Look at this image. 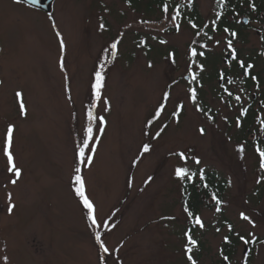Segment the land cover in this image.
Wrapping results in <instances>:
<instances>
[{
    "label": "rangeland",
    "instance_id": "374dc122",
    "mask_svg": "<svg viewBox=\"0 0 264 264\" xmlns=\"http://www.w3.org/2000/svg\"><path fill=\"white\" fill-rule=\"evenodd\" d=\"M121 1L56 0L50 15L0 0V264H192L189 256L196 264H264V168L257 151L264 150V96L244 85L246 71L225 81L217 76L244 69L241 62L261 75L264 15L260 21L247 15L252 23L245 26L239 18L233 37L214 29L218 0H190L211 22L199 29L167 5L148 11L142 2L135 10ZM89 110L106 125L90 122ZM248 110L258 115L253 131L243 134ZM89 123L91 167L78 159ZM9 126L21 171L14 185L3 154ZM78 166L99 228L76 194ZM178 167L188 170L184 180L175 175ZM205 172L226 180L227 190L220 208L210 200L212 209H201L200 227L182 200L185 183Z\"/></svg>",
    "mask_w": 264,
    "mask_h": 264
},
{
    "label": "trees",
    "instance_id": "16d2710c",
    "mask_svg": "<svg viewBox=\"0 0 264 264\" xmlns=\"http://www.w3.org/2000/svg\"><path fill=\"white\" fill-rule=\"evenodd\" d=\"M133 2V1H131ZM147 6V8H150L153 3H158L160 0H137V6L140 4H144ZM222 13H227L229 15H234L237 18L245 17L247 15H254L255 20L259 19V16L264 14V0H222L221 2ZM220 10V11H221ZM150 11V9H148ZM196 16H192V19L196 20ZM192 25H195L197 29L200 28L198 23H191ZM201 24V23H200ZM237 27H240V25L237 23ZM218 28L220 30L226 28L229 29L230 32H234L231 26V23H219ZM210 36V33H208V37ZM246 67V66H245ZM234 71V72H233ZM239 71L243 72L239 68L233 67L232 71L229 72H223L222 77H220L223 81H225L231 74L234 73V75H239ZM261 75L254 74V72L250 71L244 79V85L248 86L249 89L253 90L255 87L256 91H261L264 96V68L260 71ZM223 94V93H222ZM255 107V101L252 100L251 104L249 105V108ZM258 113V112H257ZM257 113H255L254 110H248L246 115L241 119V122L244 126L242 128L241 126V132L244 134L250 133L253 130L251 128L255 127L254 121L257 118ZM250 129L252 131H250ZM250 135L244 136V140H248ZM227 190V182L226 180L219 177L215 172H205L203 175H201V178L199 181H194V183L186 182L185 183V190H184V197L182 200V206L185 211V208H188L189 211L193 212V216L189 217L188 213L185 211L188 218H190L193 222H195L196 216H200V211L203 208L212 209L211 205L209 204V201H213L214 207L220 208L222 206V202L224 199V194ZM217 200H220L221 203L218 205L216 203ZM196 229L194 226H189L188 230L193 231Z\"/></svg>",
    "mask_w": 264,
    "mask_h": 264
},
{
    "label": "snow or ice",
    "instance_id": "6c2138e0",
    "mask_svg": "<svg viewBox=\"0 0 264 264\" xmlns=\"http://www.w3.org/2000/svg\"><path fill=\"white\" fill-rule=\"evenodd\" d=\"M14 2L16 4H21L22 0H14ZM33 2H34V0H33ZM218 2H222V0H218ZM164 10L167 11V8H165ZM53 26L55 27V24H53ZM103 27L104 26L101 25V28H103ZM193 27H195V25H193ZM57 35L59 36L60 33L57 32ZM231 36L235 37L236 33L235 32L231 33ZM163 42H165V41H162V43ZM60 43H61V47L63 48L64 47V42H63L62 38L60 40ZM232 44H233L232 39H229L228 43H227V46L229 48H232ZM111 47L113 49H115L117 47V45L115 43H113ZM191 55L193 57L197 56V52H196L195 49L191 50ZM199 55L203 56L204 53L200 52ZM235 55H236V52H235V49H233V51H232L233 58H235ZM61 67H63V63L62 62H61ZM200 67H201V70H202L203 66L201 65ZM240 67H242V68L244 67L242 62L240 64ZM103 70H104V65L101 64L100 65V71L96 72L95 83L93 85V90H94L95 97H96L97 101L100 100V98H101V90L104 87V79H105V77L102 74ZM192 79L193 80L196 79L195 75H193ZM190 93H191L190 99H191L192 103H196V101H197V90L193 88V89L190 90ZM17 96H21V94L17 93ZM167 99H168V94L165 93L164 100H167ZM236 99L239 100L240 97L237 96ZM107 103L108 102L105 101L106 105H107ZM20 107H21V109L24 108L23 102H21ZM108 107L110 108V105H108ZM163 111H164V106L161 105L160 108L158 109V111L156 112V116L159 117V115ZM87 116H88V120L90 122H94V121H96L98 119L102 125H106V121H105L104 117L103 116L97 117V115L94 114V112L91 111V110L88 111ZM103 130H104L103 127L99 128V132L101 134L103 133ZM13 131H14L13 127L9 126L8 129H7L6 141H5L3 154L7 158L6 159V165H10V167H7V171L14 173V175L16 177V179H12L11 180V183L14 185V184H16L17 179L20 178L21 171L17 167L16 163L14 162V156H13V152H12V148H13ZM86 131H87V136L85 138H83V140H82V146L79 148V151H78V159H79V163L81 165H85L87 167H91V164H92V161H93V158H94V154H95V148H91V149L89 148V145L91 143H95V141L93 140V127H92L91 123H89V126L87 127ZM201 131L203 132V129H201ZM149 151H150V145L145 144L143 146V152L144 153H148ZM241 151H243V148L241 149ZM257 151L259 152V155H260V158H261V165L260 166H261V168H264V150L257 149ZM178 155L180 156L181 159H184V160L187 159L185 157L184 153H182V152L178 153ZM196 163H200V161L197 160ZM81 172H82V169L79 166L75 168V173H76V175H75V183L78 185V187L76 188V194L80 197V199H81V201L83 203V208L87 211L88 219H90L92 221L93 226L99 228L101 225L97 223L96 208H95L93 202L86 195V192H85V181H84L83 176L81 175ZM175 175L179 179L184 180L186 178V176H188V170L185 167H178V168L175 169ZM9 199H11V194H9ZM216 203L219 205L221 203V201L217 200ZM217 210H219V209H217ZM9 211H11V208L9 209ZM185 211L188 213L189 217L193 216V212L189 211L188 208H185ZM241 215H242V218L244 220H246V221L250 220V218L247 215H244L243 213ZM195 219H196V224L197 225H199L200 227L204 226L203 222L201 221L199 216H196ZM113 227H114V225H113ZM96 239L100 240V233L99 232L96 233ZM189 240L192 243H195V241L192 240L191 236L189 237ZM245 243H248V241H245ZM100 248H102L105 253H107L109 251L108 248L105 246V244L102 241L100 243ZM117 251H118V249H117ZM189 251H191V249H189ZM225 259H227V257H225ZM189 260H192V264H196V261L193 260L191 256H189Z\"/></svg>",
    "mask_w": 264,
    "mask_h": 264
},
{
    "label": "flooded vegetation",
    "instance_id": "af4514ba",
    "mask_svg": "<svg viewBox=\"0 0 264 264\" xmlns=\"http://www.w3.org/2000/svg\"><path fill=\"white\" fill-rule=\"evenodd\" d=\"M131 1H133V2H131ZM121 2H125L129 7L134 8L135 10H137V4H138L137 0H124V1L122 0ZM161 5H167L172 10L180 11V14H182V18H183V19H181L182 23H198V25L200 27H201L202 23H211V22H204V20L201 18L200 14L198 13L197 9L195 8L194 4L190 0H160V2L153 3L151 5V7L147 8V9L155 10L156 8H159ZM220 6H222V4H221V2H218L217 3L216 16H215L214 20L212 21V23H215L214 24L215 31H217V30L220 31V29L218 28L219 23H231L232 29L236 33L237 30H235V28L237 27L236 23H239V18H237L234 15L233 16L232 15L228 16L227 13L223 14L222 10L220 9L222 7H220ZM263 15L264 14L259 16V19H258L259 21L261 20ZM192 16H196L197 17L196 20L192 19ZM244 20H248L247 23H252V20L250 18L249 19L248 18L244 19V17H242V21L240 22L242 25L244 23ZM233 23H235V24H233ZM226 30L230 34L233 33V32H230L229 29H226V28L222 29V31H226ZM208 33H210V36H211V31H209ZM247 64H245L246 67L244 66L243 67L244 69H242V71H246L247 73H250V71L253 72V68H254L253 64H251L250 62L247 63ZM226 80H229V79L227 78Z\"/></svg>",
    "mask_w": 264,
    "mask_h": 264
},
{
    "label": "water",
    "instance_id": "95a60500",
    "mask_svg": "<svg viewBox=\"0 0 264 264\" xmlns=\"http://www.w3.org/2000/svg\"><path fill=\"white\" fill-rule=\"evenodd\" d=\"M56 0H22V4L33 8L35 10L41 11L46 14H53ZM248 20H244V25H247ZM189 78H186L188 81Z\"/></svg>",
    "mask_w": 264,
    "mask_h": 264
}]
</instances>
